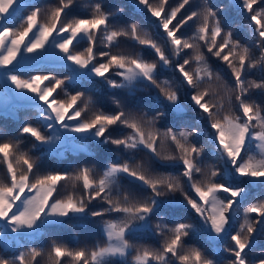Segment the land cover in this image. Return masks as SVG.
I'll return each mask as SVG.
<instances>
[{
	"label": "snow or ice",
	"instance_id": "1",
	"mask_svg": "<svg viewBox=\"0 0 264 264\" xmlns=\"http://www.w3.org/2000/svg\"><path fill=\"white\" fill-rule=\"evenodd\" d=\"M257 2L238 0L236 5L249 14L250 24L255 23L259 55L253 58L246 45L233 39L230 28L225 31L230 24L226 9L209 6L207 0L180 20H176L177 14L190 0H182L170 11L165 8L168 0L158 4L135 0L138 8L143 6L145 14L155 18L152 22L158 32L162 29L159 35L163 46L147 32L142 33L135 22L123 26L113 23L123 19L124 8L102 0L86 5L90 12L85 18L76 16L67 21L62 17L75 0H58L46 9L28 0H0V77L41 114V127L25 122L17 135L7 139L0 132V166L5 169L0 179V264H39L44 249L27 247L20 241L38 238L45 226L112 214L117 216L103 220L102 246L97 243L92 248L73 249L53 240L48 264H64V258H68V264H112V258L117 257L119 264H128L127 256L133 248L132 264H220L214 250L219 243L226 245L222 252L228 254L224 257L227 264H264V248L260 255H250L257 239L264 237V199L243 209L239 228L233 215L238 211L236 205L246 202L253 182L264 187V101L251 99L253 89L264 92V8L254 9ZM25 7L32 9L26 16ZM197 20L191 37L178 35L188 21ZM121 37L146 46L155 58L147 60L140 52L120 50ZM200 42L226 64L231 86L214 72L200 50ZM81 43L87 46L77 51ZM187 49L193 54L189 56ZM48 58L67 67L71 74L60 79L51 72L28 78L19 73L24 63ZM252 69L262 74L259 80L247 79ZM168 70L172 79H160ZM65 79L69 86L80 80L127 92L121 98L113 93L115 108L105 111L103 107L94 108L97 101L92 96L85 99V91H95V87L72 94L68 87L61 88ZM46 81L50 83L46 85ZM57 89L63 91L65 99L57 98ZM143 89L149 91L147 101L136 95ZM189 110L197 114L194 122L183 119ZM123 129L130 131L114 135L123 133ZM205 136V143H199ZM21 138L29 139L40 155L22 151ZM64 141L77 152L88 151L85 141L94 142L108 153L115 150L118 157L115 162L102 164L99 175L96 164L88 162L96 161L97 156L83 158L85 163L77 162L73 171L47 170V154ZM253 143L256 154L252 153ZM169 144L173 150L163 151ZM206 144L211 145V158L216 163H204ZM144 150L153 164L175 161L182 171L178 176L155 172L135 162L132 153ZM119 153L127 156L123 162H119ZM122 179L138 183L148 195L135 198L121 193ZM69 186L71 190L61 196L59 189ZM176 192L183 195L179 203L189 208L193 222H175L172 194ZM193 192L198 199L190 195ZM162 211L169 215L167 222L160 215ZM154 217L158 220L155 228L151 224ZM141 230L165 236L161 247L134 244ZM190 236L200 238L202 247L186 246L185 238ZM10 241L17 245L15 251H9Z\"/></svg>",
	"mask_w": 264,
	"mask_h": 264
},
{
	"label": "trees",
	"instance_id": "2",
	"mask_svg": "<svg viewBox=\"0 0 264 264\" xmlns=\"http://www.w3.org/2000/svg\"><path fill=\"white\" fill-rule=\"evenodd\" d=\"M29 3L34 4L35 6L41 7L42 9H46L51 6H55L58 3V0H28ZM95 0H75V3L71 6L70 10H68V14L63 16L62 19L65 21L71 20L73 17L79 16L81 18H85L90 9L86 7L91 3H94ZM103 3H112L116 6H120L124 8V13L122 14L123 19L119 21H113V23L123 26L126 23L135 22L139 25L141 32H147L153 39L157 41V43L163 46V39L159 35V32H162V29H157V25L152 21L155 18H151L150 14H145L142 10H136L133 8L128 0H102ZM152 3L158 4L160 0H151ZM182 0H168V3L165 5L166 11H170L171 8L177 7ZM209 6H219L220 8L226 9V14L230 21L228 28H225V31L231 29L233 32V39L239 40L241 44L246 45L249 48L250 55L253 58H256L259 55L258 49L255 47L256 40L259 38L258 34L254 33L255 23H249L248 16L249 14L246 10L242 9L239 6H236L238 0H207ZM203 4V0H190L189 5H185L183 9L178 12L176 20H180L185 18L187 15L191 13V11L197 10ZM227 6V7H226ZM254 9L259 10L264 8V0H258L257 4L253 5ZM32 11L31 8L25 7L23 10V15L26 16L28 13ZM7 15V14H6ZM41 20H43V13H41ZM223 19V18H222ZM176 20L173 23H176ZM199 21L197 20L195 23L193 21H188L186 25H184L178 35H183L184 37H191L196 30L197 24ZM201 44V51L204 53L205 57L208 60V63L212 66L214 72H218L222 77V82L227 83L231 86V75L230 70L227 69L226 64L219 61L216 57L212 56V54L207 52V48L203 46V42ZM87 45L85 43H81L76 46L77 51H82ZM120 50L126 52H140L145 59L152 60L155 57L151 55V50L146 46H141L136 44L134 41L121 37ZM116 49H113L115 51ZM185 52L188 55L193 54V50L187 49ZM71 65V62H68ZM11 67V66H10ZM74 67V66H73ZM195 67V65H190L189 68ZM54 73L57 78L64 79L69 76L71 73L67 67H63L55 62L54 59H42L35 61H28L24 63L19 69V73L23 78H28L29 75L36 74H48ZM261 73L258 69H252L248 76V80H259L261 78ZM99 80V78H96ZM160 79H172L171 70L165 71ZM7 83V86H5ZM50 82L46 81L45 84H49ZM54 83V82H52ZM175 87V83H173ZM68 87L69 92L75 94L76 91H85V88H93L95 87V91H85V99L88 96H92L97 103L94 105V108L103 107L105 111H111L115 108V105L112 103V94L115 93L117 98L123 97V95L127 92V90H113L111 88H101L99 84L93 86V84L77 80L75 83L69 86V81L65 79V84L61 86ZM138 88H142V85H138ZM58 99H65L63 91L61 89H57ZM28 96H31V93H27ZM56 95V94H54ZM137 96H141L145 98V101L148 100L149 91L147 89H143L142 91H138L136 93ZM251 99L255 100L257 103H262L264 101V92L260 89H253L251 93ZM41 105L43 102H39ZM131 107V105L129 106ZM229 106L227 101H225V109ZM262 107H264V103H262ZM136 110V109H133ZM139 110L147 111V108H141ZM91 115V109L88 113ZM196 113L192 111H186L183 114V119L188 122H194V118L196 117ZM25 122L32 123L36 127H41V114L38 112L36 107L33 106L32 102L26 99L21 98L18 94L15 93L14 87L10 82H5V80L0 77V132L5 133L4 139H7L9 136H15L18 134L17 130L21 127V125ZM183 126V125H182ZM157 127L163 130V125L158 124ZM46 131V129H42ZM130 130L123 129V133L115 132L114 135L127 134ZM22 143L20 145V149L22 151L31 150L30 154L33 156H39L40 152L36 149H32L31 141L26 138H21ZM207 137H201L199 139V143H205ZM74 143H80L79 141H75ZM88 147L87 152H77L73 151L71 148V143L69 142H61V145L57 147L56 151L47 154L46 157V168L47 170H61L67 169L68 171H73L77 166V162L79 164L85 163L83 158L97 156L96 161H88L89 163H95L97 169V175L102 171V164L108 162H115L118 157V153L114 150L111 153H108L104 150V147L101 145L97 148L94 142L85 141ZM115 149V146H112ZM159 148V145H158ZM174 146L166 145L164 149L165 152L172 151ZM206 155L204 157V163H216V160L211 158V145H205ZM252 153L256 154V148L253 143ZM135 158V162L143 163L145 166L151 167L155 172H171L173 175H179L182 171V168L175 161H158V163L153 164L150 155L147 153V150L144 151H136L132 153ZM127 156L124 153H119V162H123ZM163 164L164 167H160ZM177 165L176 167H172L171 165ZM5 169L3 166H0V179L4 176ZM71 188L69 186L68 189L60 188V195L63 196L66 194V191H70ZM188 190L187 185H185V191ZM120 191L121 193H129L131 196L135 198H143L148 195V193L142 192L140 185L136 182H130L127 179H122L120 181ZM175 197V200L172 204V215L175 218V222H193L191 219V213L188 207L184 204L179 203L183 201L184 197L180 192H176L172 194ZM193 198L195 197V193H190ZM221 195H226L221 193ZM258 199H264V187L259 185V182H253L251 184V190L246 202L236 205L238 211L234 213L235 217V227L239 228L240 223L243 222L244 212L243 209L248 206L250 203L257 202ZM93 205L98 206L97 201H93ZM160 215L165 217V221L167 222L169 219V215L167 212L162 211ZM253 218L256 217V214H251ZM117 214L106 215L103 218H91L89 217L86 220H68L67 223L57 226H45L41 230V235L38 238L27 241H20L22 244H26L27 247H37L43 248V254L38 257L39 264H48V256L47 253L50 249V245L53 240L58 242H62L66 244L68 247L77 249L88 247L92 248L97 243H100L101 246L104 244V236H103V220L114 219ZM158 222L157 218L154 217L152 219V227L155 228L156 223ZM2 223V222H0ZM14 235V234H13ZM165 236L156 235L153 236L151 232H145L141 230L139 233V238L133 240L132 242L136 245H144L151 249H159L163 244ZM186 246H195L202 247V243L200 238H185ZM226 245L224 243H219L218 246H215V251L218 256H220V264H227V260L224 257H227V253H223L222 250ZM17 245L10 241L9 242V251H15ZM264 248V237H259L257 239V246H254V252L251 253V256H258L261 254V250ZM23 250V249H21ZM203 250V249H202ZM222 254V255H221ZM135 256V249L130 250L129 255L127 256L128 264H132V259ZM119 258H112V264H119ZM64 264H68V258H64ZM155 264V262H153Z\"/></svg>",
	"mask_w": 264,
	"mask_h": 264
},
{
	"label": "rangeland",
	"instance_id": "3",
	"mask_svg": "<svg viewBox=\"0 0 264 264\" xmlns=\"http://www.w3.org/2000/svg\"><path fill=\"white\" fill-rule=\"evenodd\" d=\"M128 2H129V4L133 7V8H135L136 10H143V6H140L139 8L136 6V4H135V0H128ZM58 51V50H57ZM256 151L258 152V150L256 149ZM118 258V257H117ZM120 259V258H119Z\"/></svg>",
	"mask_w": 264,
	"mask_h": 264
}]
</instances>
